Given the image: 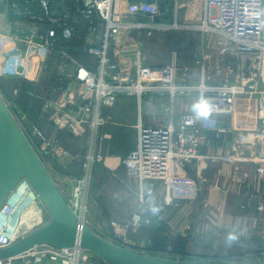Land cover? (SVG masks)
I'll return each mask as SVG.
<instances>
[{"label": "built area", "instance_id": "2783aa9c", "mask_svg": "<svg viewBox=\"0 0 264 264\" xmlns=\"http://www.w3.org/2000/svg\"><path fill=\"white\" fill-rule=\"evenodd\" d=\"M6 1L17 18L10 21L9 27L0 26L3 75L31 82L46 75V88L53 97L43 99L39 115L49 113L59 133L71 128L75 135L86 137L83 172L68 177L74 183L68 203L82 216L83 205L79 201L91 178L92 163L99 156L95 153L97 132L107 122L103 110L115 106L120 95L136 100L137 140L121 164L125 174L138 185L139 209L117 228L119 240L113 242L130 247L124 234L121 238L118 235L145 222L143 211L149 203L159 199L164 204L196 200L201 187L188 171L196 172L206 159L229 163L231 171L239 173L235 178L239 191L248 201H257L258 210H264L262 192L240 187L252 177L247 164L252 165L253 172L264 183V0H199V19L195 23L178 21L180 0H174L170 9L171 22L155 21L160 7L157 0ZM192 12L197 11L193 8ZM180 27L219 35L224 41V53L236 59L234 78H226L218 85L187 82L188 66L179 63L176 52L163 64L148 63L144 37L156 29ZM230 67L227 63V68ZM19 93L20 87H15L14 97ZM191 93H196L194 110L176 112L174 99ZM158 95L166 99L157 104L166 121L147 122L143 104ZM239 99L247 104L246 114L253 109L254 125L246 122H232L230 127L223 128L207 125L206 130L231 132L234 149L203 153L201 126L211 120L218 122L215 118L218 114H236ZM5 101L47 169L54 160L75 158L62 137L50 136L38 122L24 123L25 114L15 115L13 99ZM219 174L215 188L221 187L225 179V173ZM29 192L38 203V209L31 213L37 215L38 221L28 232L49 221L46 207L30 182L22 177L0 204V248L25 235H19L18 227L24 219L20 208L29 204ZM136 250L146 253L151 249ZM91 257L78 244L59 248L40 244L17 257L0 260V264H14L17 258L23 264H95Z\"/></svg>", "mask_w": 264, "mask_h": 264}, {"label": "crops", "instance_id": "0c3cea01", "mask_svg": "<svg viewBox=\"0 0 264 264\" xmlns=\"http://www.w3.org/2000/svg\"><path fill=\"white\" fill-rule=\"evenodd\" d=\"M157 2L160 7L159 14L155 16V21L171 22L173 16L170 9L174 5V0H157ZM194 2L196 4L199 2V8L200 1ZM183 3L184 6L189 4L188 2ZM179 12L178 21L182 22L179 19ZM188 16L190 17L189 21L184 20L183 22H197L199 19L198 10L194 13L189 12ZM16 18L17 16L9 7V2L0 0L1 28L11 26L10 21ZM183 29L187 33L178 37L166 57L162 54L156 55V53H152V50L161 49L159 43L163 34L174 30L179 31L178 34H180V28L156 29L152 35L145 36L146 61L163 64L169 60L172 52H176L179 63L188 66L187 82L218 85L222 84L226 78H234L237 71L236 59L228 53H224V41L219 35L211 31L203 32L194 28ZM154 54L155 56H152ZM153 57L154 59H152ZM227 63L231 64L230 68H227ZM1 76H3L2 78L5 77L2 68H0ZM7 79L11 80L12 78ZM18 84L20 86L21 82L18 81ZM3 98L7 99L5 95ZM161 100L166 99L158 95L153 97L151 102L148 101L143 104L142 111L145 121L153 123L166 121V118L158 110L157 104ZM126 104H134V109L136 107V118L129 121V127H132V124L135 127L136 139L137 103L134 97L120 95L112 109H104L103 113L107 122L99 128L98 133L103 134V132L108 131L107 126H111L110 123L115 119L118 123L120 119H123L122 117L128 112ZM195 106L196 93L178 96L174 99V110L178 113L194 110ZM143 108L145 109L143 110ZM29 112L31 111L29 110ZM23 114L20 113V115ZM30 118L29 114L24 115V123L28 125L32 123ZM215 118L218 122L215 123L211 120L205 123V126H201L199 131L203 153H219L226 149H234L231 139L213 137L209 134V130H206L207 125L223 128L224 126L230 127L232 122L235 124L246 122L249 126H253L256 117L253 112L246 119L240 112H237L234 115L221 113ZM115 131L117 130L115 129ZM59 135L64 138V131H61ZM84 138L86 144V137ZM136 140L131 148L134 147ZM85 150H87V144ZM247 167H251L252 177L248 183L241 184V189H258L264 196V183H261L260 179L257 178L251 164H247ZM73 169H77V165L74 166V162L68 157L52 161L48 168L55 185L67 201L71 197L74 186V183L68 179L69 175L74 172ZM78 169L79 174L83 172L82 160ZM219 173H225V179L220 177L223 179L221 187L215 188L213 185L216 178L220 176ZM188 174L194 177L201 187L196 200L164 204L159 199L157 202L149 203L143 211L145 222L139 228L120 233L119 238L124 234L128 246L134 249L150 247L151 250H147L146 253L156 256L193 260L204 259V261L218 263H264V210H258L257 201H248L239 191L240 189L237 187L239 183L237 182L235 185V178L239 177V173L234 174L229 163L212 162L206 159L200 163L199 170L196 172L188 171ZM232 176L234 177L232 178ZM229 177L232 180H228ZM158 189L162 194L160 185ZM86 223L103 237L115 242L119 240L117 233L114 232L116 228L104 225L103 230H99L87 220Z\"/></svg>", "mask_w": 264, "mask_h": 264}, {"label": "rangeland", "instance_id": "374dc122", "mask_svg": "<svg viewBox=\"0 0 264 264\" xmlns=\"http://www.w3.org/2000/svg\"><path fill=\"white\" fill-rule=\"evenodd\" d=\"M194 1L180 0L181 4H184L183 2L189 3L185 6L182 5L183 7L179 10V19H181L182 22L190 18L189 16L187 17V14L192 12L193 8H195L196 11L198 10V4ZM183 28L188 27H180V34H178L179 31L175 30L163 34L161 42L159 43L161 49L152 50V53H156V55L159 56L162 54L166 57L168 52L170 53L171 48H173V44L178 40V37L187 33ZM152 56H155V54ZM152 59H154V57ZM45 76L37 82L24 81L22 87L25 86L28 87V89L26 88V90H23V88L22 92L19 93L17 97L13 95V89L19 86L18 82L10 79L8 80L6 77L2 78L3 76H1L0 93L2 96L5 95L7 99H13V102H15L14 109L17 115H20L21 112L25 115L29 114V116H31L30 119H32L31 122H38L50 136H55L59 135V132L55 131L49 113H47V115H39V108L43 99L53 97V94L46 88ZM126 106L128 112L125 116L123 115L125 118L122 117L123 119H118L119 123L116 122L115 119L110 123L111 126H107L108 131L103 132V134L97 132L98 139L95 143V153L99 156L98 158L96 157L95 161L92 163L91 178L87 183L82 199L79 201V205L85 206L83 219L93 224L95 228L99 230H103L104 225L117 229L133 211L139 209V199L137 195L138 185L125 174L121 164L122 158L136 140L134 125L132 124V127H129V121L136 118V107L134 109V104H126ZM251 107H253V105H251ZM16 108L19 110L16 111ZM236 108L238 109L236 112H240L244 117L247 115L250 117L253 113V109L251 108L249 114H246L247 104L244 99H239L237 101ZM105 109L108 110L112 108ZM144 109L145 108H143V110ZM29 110L31 112H29ZM115 129L117 131H115ZM63 131V139H65L67 148L75 156L72 161L74 162V166L77 165L78 169L81 160L83 162L84 156L86 155L85 149L87 143L85 144L84 136L75 135L71 132V128H65ZM77 169H73V173L78 174L80 171ZM116 229L114 232L117 231ZM91 255L95 264H111L98 255L93 253H91ZM13 263L23 264V261L21 258H17Z\"/></svg>", "mask_w": 264, "mask_h": 264}, {"label": "water", "instance_id": "95a60500", "mask_svg": "<svg viewBox=\"0 0 264 264\" xmlns=\"http://www.w3.org/2000/svg\"><path fill=\"white\" fill-rule=\"evenodd\" d=\"M213 137L231 139V132L209 130ZM25 177L49 212V221L10 245L0 248V260L14 258L40 244L71 247L76 244L111 264H264L218 263L151 255L103 237L84 221L61 193L0 93V204Z\"/></svg>", "mask_w": 264, "mask_h": 264}, {"label": "bare ground", "instance_id": "6f19581e", "mask_svg": "<svg viewBox=\"0 0 264 264\" xmlns=\"http://www.w3.org/2000/svg\"><path fill=\"white\" fill-rule=\"evenodd\" d=\"M32 192L28 193V197L30 198V201L28 202L29 204H26L25 206H22L20 208L22 217L24 219H22L20 221V225H19V235H23L26 234L30 228L36 223V221H38V217L37 215H31V213L35 212L38 209V203L34 202L32 200ZM83 208H85V206H83ZM82 208V212H84V209Z\"/></svg>", "mask_w": 264, "mask_h": 264}, {"label": "trees", "instance_id": "16d2710c", "mask_svg": "<svg viewBox=\"0 0 264 264\" xmlns=\"http://www.w3.org/2000/svg\"><path fill=\"white\" fill-rule=\"evenodd\" d=\"M11 80H14V81H17V82L20 81L19 79H11ZM20 82H21V84H20L19 87H20V93H21L23 88H24L23 90H26V88L28 89V87H25V86L22 87V86H23L22 84L24 83V81H20ZM18 85H19V84H18ZM18 95H19V94H18ZM59 134H61V133H59ZM59 136H60V135H59ZM60 137H61V136H60ZM62 139H63V137H62ZM64 140H65V139H64Z\"/></svg>", "mask_w": 264, "mask_h": 264}]
</instances>
